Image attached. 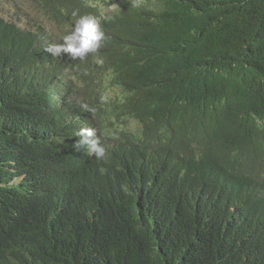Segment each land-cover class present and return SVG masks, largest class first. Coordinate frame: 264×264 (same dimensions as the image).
Masks as SVG:
<instances>
[{
  "label": "trees",
  "instance_id": "16d2710c",
  "mask_svg": "<svg viewBox=\"0 0 264 264\" xmlns=\"http://www.w3.org/2000/svg\"><path fill=\"white\" fill-rule=\"evenodd\" d=\"M29 1L97 16L104 62L0 15V264H264V0Z\"/></svg>",
  "mask_w": 264,
  "mask_h": 264
},
{
  "label": "clouds",
  "instance_id": "9594fccd",
  "mask_svg": "<svg viewBox=\"0 0 264 264\" xmlns=\"http://www.w3.org/2000/svg\"><path fill=\"white\" fill-rule=\"evenodd\" d=\"M107 1V0H106ZM112 1V0H111ZM122 2V1H112L111 6L112 10L113 8H116L119 5H114V3ZM105 4H102V6ZM100 7L99 12L103 15V13L107 14L110 11L105 12V7ZM73 18V24L72 26L67 25V29H70V31L63 35L61 38L60 43H53L51 42V34L50 32L48 34H43L40 31L46 27H42L38 30H33L38 35H41L44 40L48 43H50L45 50L52 54L53 57H61L62 54H67L71 60H84L86 57H88L89 54H92V59L96 64H103V58L98 55L99 50L103 47L104 41L106 39L105 32L102 28L101 21L97 16H94L92 14H79L78 10H74L72 13ZM62 26V25H60ZM22 27V26H20ZM24 28V27H22ZM29 29V28H27ZM49 31V30H48ZM110 86H114L111 85ZM110 96V95H108ZM113 96V95H112ZM76 97V94H75ZM98 101L99 106L102 108V99L99 97L98 93ZM48 102V101H47ZM82 107L87 112H94L95 109L88 106V105H82ZM109 120L113 123L118 122L120 119L118 117L112 118L109 116ZM97 130L92 127H82L77 132V137L79 139L75 142L73 145L74 149L76 151H79L81 148L87 147L89 149L88 155H95V158L100 159L103 158L106 154V149L104 146L100 144V141L97 137Z\"/></svg>",
  "mask_w": 264,
  "mask_h": 264
},
{
  "label": "rangeland",
  "instance_id": "374dc122",
  "mask_svg": "<svg viewBox=\"0 0 264 264\" xmlns=\"http://www.w3.org/2000/svg\"><path fill=\"white\" fill-rule=\"evenodd\" d=\"M122 2L114 3V5L123 4ZM112 1L107 0L105 1V4L102 7H105L106 11H111ZM0 15L3 16L7 20H13L20 26L24 28H29L33 30H38L42 27L48 28L52 38L51 42L53 43H60L61 38L63 35L67 34L70 29H67V25L64 24L63 26H60L58 20L53 19L51 20L48 18L45 14L40 12L35 5L29 1V0H0ZM72 80L75 82L76 85V97L79 100H88L89 96L92 94V92L96 91V97L95 100L98 101V90L95 89L94 84V90L91 84H88L84 78L74 76V73L72 74ZM119 91V88L115 86L108 85V89L106 90L107 95H115ZM101 99V98H100ZM111 99L107 97L102 101V113L106 116V118L109 120V116H107L108 113V106L107 103H109ZM130 126H135L134 123H131ZM136 127V126H135Z\"/></svg>",
  "mask_w": 264,
  "mask_h": 264
}]
</instances>
